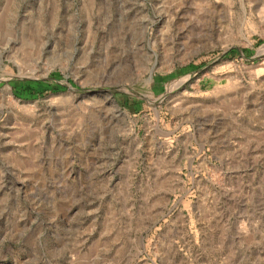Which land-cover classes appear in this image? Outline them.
<instances>
[{
  "label": "rangeland",
  "instance_id": "rangeland-1",
  "mask_svg": "<svg viewBox=\"0 0 264 264\" xmlns=\"http://www.w3.org/2000/svg\"><path fill=\"white\" fill-rule=\"evenodd\" d=\"M0 264H264V0H0Z\"/></svg>",
  "mask_w": 264,
  "mask_h": 264
}]
</instances>
